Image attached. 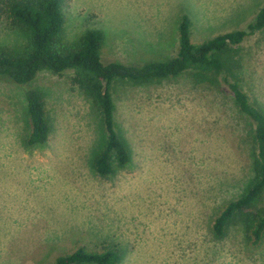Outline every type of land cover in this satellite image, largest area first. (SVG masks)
Listing matches in <instances>:
<instances>
[{"label": "rangeland", "instance_id": "1", "mask_svg": "<svg viewBox=\"0 0 264 264\" xmlns=\"http://www.w3.org/2000/svg\"><path fill=\"white\" fill-rule=\"evenodd\" d=\"M237 1L226 17L218 0H72L60 39L75 44L98 28L104 63L166 61L177 53L182 16L193 43L247 29L263 0ZM26 42L0 16V44L22 49ZM222 57L225 68L207 73L213 85L193 69L147 82L114 79V129L129 160L120 166L112 155L105 176L93 165L106 137L101 116L72 85V69H42L29 83L43 96L50 126L37 146L27 144L23 87L0 79V264H52L112 241L122 249L118 264H264V236L253 247L237 224L221 239L209 229L255 175L253 124L223 80L234 78L264 115V29Z\"/></svg>", "mask_w": 264, "mask_h": 264}, {"label": "trees", "instance_id": "2", "mask_svg": "<svg viewBox=\"0 0 264 264\" xmlns=\"http://www.w3.org/2000/svg\"><path fill=\"white\" fill-rule=\"evenodd\" d=\"M72 0H0V16L5 15L23 30L27 42L22 49L0 44V79L19 84L24 89V98L30 124L27 138L29 146L44 144L50 132L42 94L29 85L42 69L62 73L74 71L72 85L81 89L99 110L106 133L103 148L93 165L102 176L112 172V155L118 165L129 160L125 143L114 129L111 83L114 79L147 82L154 79L174 77L187 69H193L198 81L208 84V75L225 68L223 54L241 44L245 38L264 28V5L259 9L254 22L247 29H238L218 34L213 38L193 43L191 21L182 16L178 24V50L166 61L147 62L141 66L122 62L101 60L104 34L101 29L88 28L77 43L61 41L65 12ZM208 73V75H207ZM226 75L228 92L238 113L253 124L251 141L255 147L252 155L254 178L245 191L229 201L216 215L209 229L216 239L223 238L232 224H237L243 240L249 246H257L264 236V115L249 100L248 95L236 80ZM113 241L105 243L99 250L79 247L73 252L58 256L52 264H118L122 249Z\"/></svg>", "mask_w": 264, "mask_h": 264}, {"label": "crops", "instance_id": "3", "mask_svg": "<svg viewBox=\"0 0 264 264\" xmlns=\"http://www.w3.org/2000/svg\"><path fill=\"white\" fill-rule=\"evenodd\" d=\"M237 0H218V7L215 6V9H217L218 14L224 15L226 17L231 16V13L233 12V7L238 4L239 2ZM216 5V4H215ZM264 5L263 3L260 4L259 9ZM256 10V9H255ZM259 11V10H258ZM251 16H254L253 14ZM264 29V28H263Z\"/></svg>", "mask_w": 264, "mask_h": 264}]
</instances>
